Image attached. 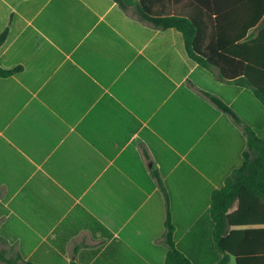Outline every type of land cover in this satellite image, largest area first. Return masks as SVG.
I'll list each match as a JSON object with an SVG mask.
<instances>
[{
	"label": "crops",
	"instance_id": "1",
	"mask_svg": "<svg viewBox=\"0 0 264 264\" xmlns=\"http://www.w3.org/2000/svg\"><path fill=\"white\" fill-rule=\"evenodd\" d=\"M261 9L0 0V67L18 69L0 77V264H165L171 246L215 264L210 195L242 165L246 131L264 133ZM138 12L196 16L209 64Z\"/></svg>",
	"mask_w": 264,
	"mask_h": 264
},
{
	"label": "trees",
	"instance_id": "2",
	"mask_svg": "<svg viewBox=\"0 0 264 264\" xmlns=\"http://www.w3.org/2000/svg\"><path fill=\"white\" fill-rule=\"evenodd\" d=\"M252 2L256 8H262L264 11V0ZM261 10L257 19L261 16ZM206 14L211 17L218 13L207 11ZM137 16L156 28L180 32L189 57L202 65L209 64L208 61V63L204 61L198 47L202 32L196 16L149 12H138ZM250 44L254 53L252 60L254 90L264 103V59L260 57L261 46H264V24L257 29L255 39L251 40ZM17 71L16 68L0 67V77L11 76ZM244 83L252 86L249 81ZM233 206H236V209L231 213ZM262 213H264V133L247 130L242 165L225 179L220 189L214 190L210 195L208 214L213 224V244L221 255L215 264H229L230 257L235 258L236 264H264V250H261L264 247ZM9 264H17V260H10ZM165 264L192 262L171 246Z\"/></svg>",
	"mask_w": 264,
	"mask_h": 264
}]
</instances>
